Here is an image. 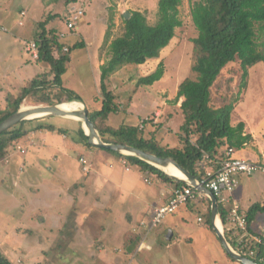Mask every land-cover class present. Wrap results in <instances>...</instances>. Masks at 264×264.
<instances>
[{"label": "trees", "instance_id": "16d2710c", "mask_svg": "<svg viewBox=\"0 0 264 264\" xmlns=\"http://www.w3.org/2000/svg\"><path fill=\"white\" fill-rule=\"evenodd\" d=\"M62 1L67 7L71 6L68 12L75 4H80V7L76 8L83 9V0ZM182 3L183 0H159L158 21L154 25H151L147 16L140 11H130L131 16L128 20L123 17L124 31L110 43V58L101 67V92L95 101H101L102 107L88 108V110L91 121L95 123L105 143L131 146L161 158L175 159L201 181L205 178L206 170L215 173L222 162L230 159L229 149H235V157H239L236 155L237 152L245 148L252 140V136L246 134L243 122L236 126L232 125L234 106L214 107L211 102L213 87L222 71L230 63H238L240 70L244 71V85H241V88L246 87L245 81L249 75V69L264 63V49H259L258 42L259 34L264 36V0L190 1L191 17L198 35L191 39L196 49L192 68L194 76L179 83L175 99L177 103L184 98L180 106L184 123L178 131V146L164 145L156 138L152 128L155 126L161 128L163 124H154L155 116L152 114L143 120L140 119L135 125L123 123L113 126L108 123L111 115L119 113L120 106L115 103L116 96L109 89L107 80L124 67L144 65L148 60L161 57L162 51L171 44L176 37L177 29L183 24L180 18ZM53 17L51 14L48 20L39 23L41 32L35 40L39 49L37 61L47 63L50 72L47 76L27 82L13 100L8 99L10 101L7 106L0 109V123L18 112L26 103L46 106L72 102L83 103L77 92L63 87V76L71 61V53L78 48H84L85 43L83 41L74 45L64 43L56 30H47L46 25ZM73 32H77V28ZM262 45L264 47V44ZM65 47L68 48L67 52H64ZM164 74L165 65L160 63L153 73L141 77L137 85L152 86L159 82ZM241 92L242 90L239 96ZM73 122L76 124L73 133L78 138V142L83 143L86 148L125 160L129 167L147 174L150 179L156 177L164 182H175L176 189L188 186L185 182L174 180L162 170L138 157L91 145L82 123ZM32 130H46L64 135L70 133L69 130L56 128L41 118L23 121L0 135V162L9 157L15 147L24 141ZM262 160L259 159L256 162H262ZM194 193L198 198L197 203L194 205L190 202L188 205L193 209L197 204H203V211H199V216L204 217L206 225L215 233L211 226V201L196 190ZM218 206L225 236L232 243L228 231V211L222 205ZM246 214L252 228V223L258 215L264 214V203L254 204ZM227 257L236 261L229 255ZM245 257L249 258L247 255ZM252 260L262 264L257 259L252 258ZM0 264L14 263L0 250Z\"/></svg>", "mask_w": 264, "mask_h": 264}, {"label": "rangeland", "instance_id": "374dc122", "mask_svg": "<svg viewBox=\"0 0 264 264\" xmlns=\"http://www.w3.org/2000/svg\"><path fill=\"white\" fill-rule=\"evenodd\" d=\"M190 1L183 0L180 6V18L183 24L177 29L176 37L162 51L159 59L148 60L145 65L124 67L107 80L109 89L116 96L114 101L120 106L119 113L111 115L109 118L108 123L110 125L118 126L123 123L135 125L140 119L150 116L157 108H162L164 114L159 123L166 126L169 119L174 117L172 120L170 119V128H172L170 132L176 133L179 131L180 126L184 123V117L180 108L177 107V103H175L177 87L182 80L194 76L192 68L196 49L191 39L196 38L198 35L191 17ZM83 2L82 8L85 10V15L75 33H71L67 27L68 10L71 6L67 7L62 0H0V9H3L2 11H5V9L12 11L25 8L28 15L22 19L26 23L25 29L31 28L32 36L41 32L39 23L48 20V17L52 14L54 17L48 21L47 30H56L58 34H67L66 38L61 39L64 43L74 45L83 41L85 47L78 48L71 54V63L68 65L70 68L63 76V87L70 90L69 84L73 85V81L78 77L79 84L74 91L80 95L82 94L83 103L75 104L81 109L85 107L100 109L102 107L101 101L99 103L95 102V97L100 95L101 92L97 65L99 59L107 61L110 58V43L123 33V13L140 11L147 16L149 23L154 25L158 21L159 0H83ZM75 6L80 7V4H75ZM0 25L2 26L1 23ZM11 28L12 35L8 34L10 31L6 32L0 28V73L5 65L11 67V70L15 72V77L12 73L11 81L15 80L17 82H13V86L8 89V94L6 93L5 96L0 94V109L5 108L8 102L13 100L25 87L26 82L21 83V81H24L28 76L20 68V61L31 63V56L25 51L24 44V41L29 40L31 36L17 37L16 31L21 32L20 29H17L19 28L18 25L15 24ZM258 42L259 49L263 50L264 36L262 34H259ZM160 63L165 65L163 78L152 86H138V80L153 73ZM33 67L37 69L38 64L32 63ZM84 69L87 70L86 74H83L85 73ZM83 70L84 72H82ZM43 73L44 71L41 74L42 76ZM82 74L83 76H81ZM243 74L244 71L240 70L238 63H230L222 71L213 87L211 103L214 107L234 106L232 124L236 126L243 122L246 127L245 132L252 136V140L245 148L239 150L238 155L248 160L257 161L263 159L264 156V63L257 64L249 69V75L245 81L247 82L246 87L241 88V85H244ZM81 78L82 81L80 82ZM0 80H5L2 75H0ZM241 90L242 94L239 96ZM8 99L10 100L8 101ZM23 106L46 105H28L26 103L22 105V108ZM41 119L56 128L69 130L70 133L67 136L70 140L75 141L78 139L72 130L76 128V124L73 122H76V120L62 117H44ZM164 130L161 132H165ZM50 136L60 135L56 132L51 133ZM31 137L32 135L29 134L24 140L26 146L32 144ZM81 158L86 157L81 156ZM52 175L54 177L56 174ZM242 178L244 192L248 196L243 200V207L247 209L253 201L264 200V175L257 174ZM53 180L55 182L59 181L58 176ZM154 180V187H156L158 186V179L154 178ZM252 196H255V198L251 199ZM196 203L197 201L192 202L194 205ZM202 205V203L197 204L193 209L187 205L186 209H179L160 224L161 231L172 230L177 235L172 250L157 248V250L149 252L150 255H140L138 258L108 256L111 249L108 248L106 255L103 258L100 257L97 261L89 260L87 257L79 256L78 258L73 256L64 257L65 263H57L56 260L53 261L52 255L59 253V251H68L69 253L72 248L68 245L61 250L55 246H39L36 241L28 242L32 246L22 245L17 247L16 245L21 241L15 243L6 240L0 249L14 264H239L227 257L216 233L206 225L202 215L200 216L204 219L201 222L203 224L198 222L199 211H203ZM18 217L17 215L7 217V225L18 224ZM2 219L4 217L0 216V220ZM177 240L179 241L177 242ZM84 250L85 248L80 247L79 254L81 255ZM174 258H176L175 262H169L170 259L173 260ZM40 259L41 262H36ZM18 261L21 262L18 263Z\"/></svg>", "mask_w": 264, "mask_h": 264}, {"label": "crops", "instance_id": "0c3cea01", "mask_svg": "<svg viewBox=\"0 0 264 264\" xmlns=\"http://www.w3.org/2000/svg\"><path fill=\"white\" fill-rule=\"evenodd\" d=\"M76 7L78 6L73 5L72 8ZM2 10L0 9V23L3 27L5 26L6 32L10 31L8 34L12 35L11 27L17 24L19 27L17 29L21 30V32L16 31L20 35H16L17 37L31 36L29 40L24 41L26 51V44L35 41L38 35L32 36L31 28L25 29L26 23L22 18L28 15L27 10L25 8L12 11ZM71 33L75 32L71 31ZM60 35H64L62 39L67 37L65 33ZM107 61L99 59L97 65L99 76L101 67ZM32 63H37L38 68H32ZM19 64L28 76L21 83L26 82L27 84L33 79L47 76L50 72L47 63L38 62L32 58L31 63L20 61ZM11 69L5 65L0 73L5 79L0 80L1 96L8 94V89L13 86L15 81H11L12 73L15 77V72ZM84 70L83 74H86L87 70ZM43 71L44 75L42 76ZM115 74L111 75L109 79ZM78 80L77 77L73 81V85L69 84L70 90H75L79 84ZM65 81L67 82V80ZM80 91L82 92V90ZM183 101L184 98H181L177 102L178 108ZM161 109L157 108L152 113L155 116L154 124H160L159 120L164 114ZM170 119L169 124L166 121V126L162 123L161 128L155 126L152 130L156 138L164 145L175 147L179 145V136L178 131L170 132L172 130ZM162 130L165 132H161ZM51 133L56 132L32 130L30 133L32 144L26 146L25 141L18 144L27 149L26 154L18 153L17 145L11 155L0 162V216L4 217L0 220V248L6 240L15 243L21 241L16 245L17 247L32 246L31 243H28L29 241H36L39 246H55L60 250L66 245L70 246L72 249L69 250V253L68 251H59L52 255L53 261L56 260L57 263H65L64 257L73 256L87 257L89 260L97 261L106 255L108 248H111L108 256H123L125 258L150 255L157 248L161 250L174 248V240L177 237L174 231H161L160 224L154 229L148 225L155 209L170 200L176 190L175 182H164L157 178L158 186L154 187V179L129 167L128 164L124 165V160L88 149L83 143L78 140H70L67 135L62 133L57 132L61 137L50 136ZM236 155L239 156L238 152ZM81 156L86 157L89 162L90 171L87 173L83 171L80 163ZM52 174L56 175L53 177ZM57 176L59 181L55 182L53 179ZM242 177L244 176L240 177V190L237 198L242 210L247 212L251 206L264 203V200L253 201L247 209L243 207V200L248 196L244 192ZM253 198L255 196L251 197V199ZM181 208L186 209V206ZM11 215L19 216L18 224L12 223V227L7 225V217ZM199 218H202L203 222V217L199 216ZM143 222L148 225H142ZM198 222L201 223L199 220ZM253 224L256 228L264 225V214L258 215ZM170 232H172V237L169 240ZM151 236L153 237L150 238ZM80 247L85 248L81 255L79 254ZM1 252L5 254L3 250ZM175 260L176 258L170 259L169 262H175ZM20 262L18 261V263ZM36 262H41V259Z\"/></svg>", "mask_w": 264, "mask_h": 264}, {"label": "built area", "instance_id": "2783aa9c", "mask_svg": "<svg viewBox=\"0 0 264 264\" xmlns=\"http://www.w3.org/2000/svg\"><path fill=\"white\" fill-rule=\"evenodd\" d=\"M84 15L85 12L83 9L72 8L67 19L68 29L71 31L75 30L81 23ZM0 28L7 31V29L1 25ZM61 37H64V35H61ZM26 45V52L30 54L33 60H38V43L32 41ZM67 51L68 48L65 47L64 52ZM16 150L21 155H25L27 152V149L23 145H18ZM235 153V149H229L228 155L230 159L222 162L215 173L206 170L205 178L199 182L208 190L212 191L218 200V205H222L228 211V231L232 238V243L228 241L230 247L237 254L244 257L247 255L250 259H257L264 264V225H260L256 228L252 223L251 228L248 215L242 210L237 198L238 191L240 190L241 176L251 177L259 173L264 174V157L262 162H256L246 158L235 157ZM80 163L85 173L90 171V165L86 158H81ZM123 163L127 165L125 160ZM187 185L188 186L182 189H176L165 205L155 209L153 217L149 221V225L145 222H143L142 225H148L151 229H154L158 227L166 217L176 213L182 206H187L190 202L197 201L198 198L194 193L196 189L190 184ZM218 218L225 234V228L220 219V215ZM198 220L202 222V218Z\"/></svg>", "mask_w": 264, "mask_h": 264}, {"label": "water", "instance_id": "95a60500", "mask_svg": "<svg viewBox=\"0 0 264 264\" xmlns=\"http://www.w3.org/2000/svg\"><path fill=\"white\" fill-rule=\"evenodd\" d=\"M131 14L127 11L123 13V17L125 20L130 18ZM60 105L54 106H35L31 110H23L22 108L8 117L6 120L0 123V135L5 131L15 127L23 121L35 120L44 117H62L67 119H73L78 122H81L83 128L86 132V135L89 137V143L94 146H98L101 148L109 149L114 152L123 155H129L138 157L141 160L146 161L147 163L155 166L156 168L162 170L169 177L173 178L178 182H185L186 184L192 185L197 191L204 194L211 201V226L215 231L218 240L224 249L225 253L229 255L232 259L236 260L240 264H258L254 260L244 257L242 255L237 254L229 245L228 240L223 232L217 226V221L219 220V206L218 200L214 193L208 190L205 186H203L199 180L189 171H187L182 165H180L175 159H167L155 156L138 148H134L131 146L121 145V144H108L103 141L101 135L93 121H91L89 117L88 108H83L74 112H68L66 110H62ZM32 113H41L43 116L29 118ZM169 165H173L183 174L185 179H180L175 176H172L163 170L164 167H168ZM172 237V232H170L168 239L170 240Z\"/></svg>", "mask_w": 264, "mask_h": 264}, {"label": "bare ground", "instance_id": "6f19581e", "mask_svg": "<svg viewBox=\"0 0 264 264\" xmlns=\"http://www.w3.org/2000/svg\"><path fill=\"white\" fill-rule=\"evenodd\" d=\"M75 103L81 104L80 102L63 103L60 105V108L62 110H66L68 112H74V111L80 110L81 108L79 106H77ZM32 108L33 107L23 106L22 109L23 110H31ZM39 116H43V115L41 113H32L29 118H35V117H39ZM163 170L172 176H175V177L180 178V179H185V177L180 172V170H178L173 165H169L168 167H164ZM217 226L220 230H222V224L220 221H217Z\"/></svg>", "mask_w": 264, "mask_h": 264}]
</instances>
